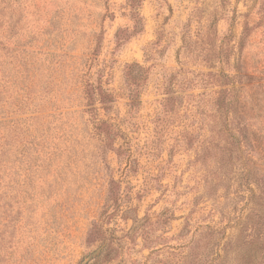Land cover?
Instances as JSON below:
<instances>
[{
  "label": "rangeland",
  "instance_id": "374dc122",
  "mask_svg": "<svg viewBox=\"0 0 264 264\" xmlns=\"http://www.w3.org/2000/svg\"><path fill=\"white\" fill-rule=\"evenodd\" d=\"M132 1L0 0V264H262L264 0Z\"/></svg>",
  "mask_w": 264,
  "mask_h": 264
},
{
  "label": "trees",
  "instance_id": "16d2710c",
  "mask_svg": "<svg viewBox=\"0 0 264 264\" xmlns=\"http://www.w3.org/2000/svg\"><path fill=\"white\" fill-rule=\"evenodd\" d=\"M137 0H133V5ZM135 8V5L133 6ZM137 33V30H136ZM144 68L139 64H131L126 67L125 71V81L128 88V93L131 101V108L136 107L140 103V87L145 77ZM87 97V112H92V117L94 120V125L96 131H98L99 136H107L108 140L111 142V149L114 152H117L121 155L120 148L116 149L114 146V142L118 139L120 135V131L116 129V127L112 124L107 123L106 121H101L97 118V112H99L100 108L97 107V103L101 105V109L104 111H108L111 109V104L113 103V97L109 94L108 91L103 89L102 84L98 83L95 86L92 83H89L85 86V91ZM173 109V108H172ZM170 109V110H172ZM174 111V110H173ZM6 111L3 108H0V113H5ZM36 119V118H35ZM4 121L0 120V127H4ZM19 126V125H17ZM2 129V128H1ZM2 131V130H1ZM0 131V170L5 168V157L7 153L6 145L9 143L8 138L12 137V133H8V135H2ZM207 151V152H206ZM205 155L199 154L200 157L209 156V151L206 148ZM262 264H264V257L262 258Z\"/></svg>",
  "mask_w": 264,
  "mask_h": 264
},
{
  "label": "water",
  "instance_id": "95a60500",
  "mask_svg": "<svg viewBox=\"0 0 264 264\" xmlns=\"http://www.w3.org/2000/svg\"><path fill=\"white\" fill-rule=\"evenodd\" d=\"M96 254H98V253H96ZM92 256H94V255H91V257H92ZM91 257H90V258H91Z\"/></svg>",
  "mask_w": 264,
  "mask_h": 264
}]
</instances>
